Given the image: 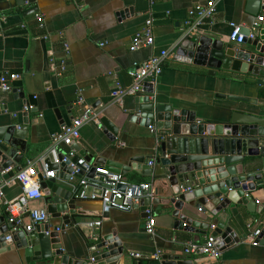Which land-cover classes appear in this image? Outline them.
Listing matches in <instances>:
<instances>
[{
    "label": "crops",
    "instance_id": "crops-1",
    "mask_svg": "<svg viewBox=\"0 0 264 264\" xmlns=\"http://www.w3.org/2000/svg\"><path fill=\"white\" fill-rule=\"evenodd\" d=\"M208 1L211 0H34L23 6L14 5L12 0L0 1V76L18 75L19 79L10 82L11 90L16 89L24 95L15 99L11 90L2 92L0 88V129L11 125L27 127L26 139L31 143L32 151L20 167H25L28 160L36 162L38 167V159L48 154L51 136L79 115V95L91 105L98 123L101 117H106L119 129L116 140L110 141L95 119L88 122L80 129V137L73 145L78 154L87 152L99 167L104 168L106 163H99L98 159L126 165L130 159L140 158L148 160L147 164L142 163L143 167H152L149 163L155 162L158 152L155 133L149 127L140 126L138 118L131 120L135 97H126L118 104L111 92L116 81L121 86L129 85L128 70L133 63H141L162 51L176 53L177 42L186 32L229 39L231 24L250 27L255 20L246 12L247 0H213V17L184 29L188 9ZM34 9V13L42 16L41 28L34 13L28 14ZM124 11L127 14H121ZM147 19L152 20L153 44L131 52L132 37L144 27ZM100 43L104 45L100 46ZM61 59L66 60L65 71L56 77L54 69ZM256 79H262V74L248 78L233 72H216L215 76H210L208 69L194 65L190 59L176 62L170 58L163 64L157 83L151 84L152 96L156 103L192 112L197 122H225L233 112L264 116V86L256 85ZM220 95L242 97L249 102L232 101ZM24 106L30 108L28 125L23 123ZM16 171L17 168L12 167L4 176V181L9 183L1 188L7 200L20 194L13 180ZM65 175L58 170L55 183L74 192L75 181L70 179L67 183L63 179ZM122 178L129 183L149 182L153 187V201L165 197L160 182L153 176L130 169ZM249 194L256 209L262 210L264 190ZM44 198L32 203V207L45 208ZM76 206L86 214L76 215V224L66 226L65 231L60 232V243L66 254L87 262L100 254L92 251L98 239L112 233L125 250L115 264H157L148 260L156 251H161L162 255L184 256V242L203 241L211 236L174 230L175 220L169 208L160 204L148 206L155 219L153 235L144 231L146 216L140 205L129 212L110 211L108 216L102 215L97 201L77 199ZM193 211L203 220H212ZM3 212L0 207V214ZM220 217L235 231L240 242L221 251L216 260L193 257L194 264H264V245L254 246L248 240L251 231L261 230L260 221L253 220V215L244 206L230 205ZM24 220L29 222L27 216ZM99 220V227L88 226ZM211 223H217L216 219ZM22 238L19 233L11 235V239H15L10 244L11 252L0 256V264H25L22 251L17 249ZM130 253H138L141 258H131ZM31 264L51 263L36 261Z\"/></svg>",
    "mask_w": 264,
    "mask_h": 264
},
{
    "label": "water",
    "instance_id": "water-1",
    "mask_svg": "<svg viewBox=\"0 0 264 264\" xmlns=\"http://www.w3.org/2000/svg\"><path fill=\"white\" fill-rule=\"evenodd\" d=\"M12 1L16 6L34 2ZM260 5L261 1L247 0L246 12L256 17L260 12ZM34 12L35 9L28 14ZM124 13L127 14V11L121 14ZM250 33L253 34L252 39L249 38ZM239 34L243 36L241 43H236L238 36L231 42L229 39L189 31L178 40L176 54L192 60L196 66L208 69L210 76H215L216 72H233L251 78L261 73L262 79H256L255 84L264 86V21L256 27H242ZM142 90L144 94L135 97L130 114L132 121L139 119L140 126L155 128L158 152L153 166L143 167L142 163L147 164L148 160L142 161L140 158H132L126 165L103 159H98L97 162L106 163V168L122 176L130 169H137L142 175L153 176L155 181L160 182L165 197L155 201L144 198L138 205L144 212L150 203L167 206L175 220L174 230L198 236L210 234L215 238L219 250L224 251L238 244L240 239L220 217V213L225 212L230 205L244 206L253 215V220L260 221L262 228L256 242L264 245V205L262 210H257L256 203L249 194L264 190V116L233 112L225 122H197L192 112L156 103L150 83H143ZM11 93L15 99L24 96L23 93H17L16 89H12ZM220 97L249 102L246 98L231 95ZM28 115L29 112L23 113L25 125L29 123ZM99 124L109 140L115 141L119 128L106 117H101ZM26 132L27 127L14 125L0 129V174L8 168H21V162L32 151ZM78 155L83 156L86 161H93L87 152L82 151ZM49 164L50 168L62 170L66 174L64 181H70L73 171L69 163L60 166ZM94 174L95 170L92 169L87 176L93 177ZM74 178L79 179L80 176L75 175ZM41 188L45 195L44 206L49 215L48 221L37 225L32 233L19 231L12 234L19 233L23 237L17 249L22 251L25 264L36 261L87 264L86 259H75L66 254L60 243V232H64L66 226L76 224V215L82 217L86 214L77 209L75 191L69 187H60L54 179L42 180ZM119 188L123 190L124 186L120 185ZM187 188L190 191H184ZM193 210L212 220L216 219L217 223L201 219ZM102 215L108 216L109 213ZM8 230L7 214L3 212L0 214V256L11 252L10 244L15 240L11 237L6 239ZM97 242L92 251L100 252L94 258L98 264H115L125 253L121 241L114 233L101 236ZM157 264L194 262L186 256L162 255Z\"/></svg>",
    "mask_w": 264,
    "mask_h": 264
},
{
    "label": "built area",
    "instance_id": "built-area-1",
    "mask_svg": "<svg viewBox=\"0 0 264 264\" xmlns=\"http://www.w3.org/2000/svg\"><path fill=\"white\" fill-rule=\"evenodd\" d=\"M257 1H261L260 12L252 23L253 27L258 26L264 21V0ZM214 13L215 2L213 0L205 4L194 5L187 11L188 19L183 25L184 29H189L197 23L211 19ZM34 19L40 28L43 27V19L40 14L34 13ZM151 25L152 20L147 19L144 27L134 34L131 40V52H135L140 48L150 47L153 44ZM230 27L229 40L234 42L235 37L238 36L236 43H241L243 36L239 32L242 27L236 24H231ZM249 38H253L252 33H250ZM103 45L104 43H100V46ZM65 48L67 49V46ZM170 58L176 62H182V60L187 59L176 53L169 54L168 51H162L159 55L151 56L141 63H133L132 67L128 70V76L131 81L129 85L121 86L119 82H115L114 90L111 92V97L115 100V103L121 104L126 97H136L144 94L142 84L145 82L152 85L156 84L162 73L163 64ZM65 67L66 60L61 59L56 69H54V75L56 77L62 76ZM17 79H19V76L15 74L1 75L0 88L2 92H9L11 90L10 82ZM77 102L81 105L79 115L72 119L70 124L63 126L60 132L51 136L48 154L38 159V167L36 166V162L28 160L25 167H21L15 172L13 180L20 189V194L16 198L7 200L1 188L2 185L9 183L4 181V176L10 172V168L1 172L0 207L3 208L8 218L10 235L7 236V240L10 239L12 234L19 231L32 233L37 225L48 221L49 215L46 208H34L32 207V203L44 198L41 188L42 180L55 179L57 177L58 170L50 168L49 162L58 166L69 163L73 171L71 179L75 181L76 198L80 201L99 202L103 213H109L113 210L129 212L142 199L152 198L153 187L149 182H125L120 174L113 173L104 167H99L94 161H86L83 156L78 155L73 145L80 137V129L88 122L94 120L95 114L91 105L86 103L81 95L78 96ZM29 109V107L24 106L23 111L27 112ZM95 121L98 123L97 119ZM149 129L151 132H155L153 126H150ZM72 160L74 161L73 163ZM149 166H153V163L150 162ZM92 169L95 170V174L93 177H88L87 175ZM75 175L80 176V178L75 179ZM120 185L124 186L123 190L119 188ZM184 191H190V188L184 189ZM144 213L146 214L144 231L148 235H153L155 223L153 214L150 208H147ZM26 216L29 218V222L27 223L24 220ZM100 225V220L88 223L90 228L99 227ZM247 227L249 229L250 225ZM57 231L59 232V229ZM259 234V229L253 230L248 234V240L252 245H258L256 239ZM182 252L184 256L189 258L207 257L216 260L221 256V251L216 246L215 238L212 236L206 237L203 241L190 240L184 242ZM129 256L134 259L141 258V255L138 253H130ZM161 256V251H156L148 257V260L159 263ZM87 264L98 263L95 262L94 258H91Z\"/></svg>",
    "mask_w": 264,
    "mask_h": 264
},
{
    "label": "trees",
    "instance_id": "trees-1",
    "mask_svg": "<svg viewBox=\"0 0 264 264\" xmlns=\"http://www.w3.org/2000/svg\"><path fill=\"white\" fill-rule=\"evenodd\" d=\"M149 264H150V262H149Z\"/></svg>",
    "mask_w": 264,
    "mask_h": 264
}]
</instances>
